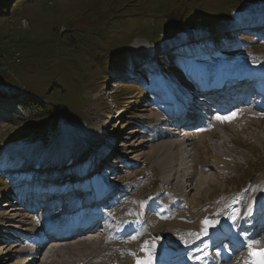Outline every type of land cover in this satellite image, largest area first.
<instances>
[{
	"label": "rangeland",
	"instance_id": "obj_1",
	"mask_svg": "<svg viewBox=\"0 0 264 264\" xmlns=\"http://www.w3.org/2000/svg\"><path fill=\"white\" fill-rule=\"evenodd\" d=\"M15 3L19 5L12 12ZM0 4V13H3V17H0V93L10 92L6 89H11L9 96L11 94L15 96L9 99L0 97V108L4 109V114L0 117V228H2L0 232L7 230L8 226L5 224L9 223L10 226L18 225L17 229L25 227L18 219L14 221L8 218L11 217L10 213L5 214L6 208L1 206L3 204L16 205L15 199L8 196V193L13 192V185L20 184L19 180L15 181L16 177L20 174L27 176L28 170L25 168L36 171L34 166L40 163L48 169L51 167L49 161L53 160L68 159V162L73 160L74 163L71 165L72 162H70L65 167L56 166L62 167L59 170L63 172L64 169V173L61 175L54 173L52 176L49 173V177L52 178L63 177L64 174L67 176L69 172H77L73 179L67 178V180L79 181V176L84 177L90 170H98L91 176L87 175L89 177L81 178L83 180L86 178L84 180L86 185L91 182L94 185H101L103 188L100 195L107 193L109 189L107 188L108 182H100L102 176L106 173L103 178L108 176L111 179L113 178L112 173H115L119 179L117 187L121 184L135 199L130 201L136 203L140 209L142 203L150 198L155 189H158L157 178L161 174L162 177L168 174V172L163 174L160 169H157L153 159L147 155L150 149L149 137L140 132L157 119L152 118L156 113L152 105L160 99H156L157 94L153 85L160 83L161 86L165 80H169L171 74L166 71L169 62L182 61V65L187 66V56H194L197 60L204 59L202 66L210 63L214 58L218 60V63L229 61L230 64H236L234 67L237 70H247L249 65L246 63L248 64L249 60L256 65L260 59H264V36H259L257 39V33L253 32L254 29L264 31V26H261L264 22V0H0ZM236 16L242 22L247 23L241 24L237 18H234ZM252 17L256 20H251ZM244 29L249 31L245 32ZM214 30L217 31L208 34ZM223 37L226 40L222 41ZM208 40L215 44L223 43L222 48L228 49L231 52L230 55L224 53L222 56L221 53H216L214 47L210 45L211 51L205 54L196 53L194 55L192 50L191 55L187 52V56L183 54L180 58L174 55L170 60L166 59L167 53H174L179 48L194 45H200L202 48ZM231 43L234 46H231ZM132 44H141V49H132L130 47ZM205 48L208 47L204 46L203 49ZM15 54L18 55V60L14 59ZM142 57L145 60L148 59L150 63L139 62ZM242 60H246L244 65ZM145 64L146 67H144ZM183 66L180 64L179 68L174 69V73L179 75ZM195 66L200 67V64L197 63ZM152 69L159 73L149 81L146 70L150 73ZM185 69L181 74L189 77L191 74L186 73ZM195 69H192V74L196 72ZM212 70V67H206L202 72ZM121 71L132 72L135 77L127 76L124 80V76H120L123 75ZM119 72L121 74H118ZM114 81L121 83H113ZM110 95L114 102L109 99ZM114 103L122 109L121 112L117 109L120 112L117 113V117L121 114V118L116 119V122L110 123L107 127L110 131L109 138L104 136L103 143L92 146V134L96 129V123L91 120L92 114L95 112L103 119L100 128L105 130L104 127L107 125L105 121L115 116V110L111 109ZM17 104L20 105L17 106ZM21 110L24 115L20 113ZM34 110L36 112L32 113ZM106 113L110 114L108 118L104 115ZM148 117L152 119L149 118V120ZM234 119L238 121L237 118ZM234 121L222 122V124L229 123V125L225 126V131H217L218 139L213 137L215 140H212L213 135L210 133L203 136V139L200 137L201 139L193 140L194 145L202 142L207 144L205 146H209L208 149L202 147L198 151L195 148L191 150L190 141L186 143L188 146H184L186 149L184 152L190 155L193 153L192 156L195 157L193 160L191 158L192 162L188 159L185 174L192 172L194 175V171H201L200 177L196 178L201 185L214 184V178H217V183L208 190L211 203L235 189L240 190L246 187L255 178L260 177L258 179L264 182V119L260 120L257 117L248 123L242 122L243 126H249V132L246 127L243 131H234L236 129L232 125ZM132 131L136 132L131 134ZM253 133L259 135L255 138L249 135ZM115 134L114 139L117 145H113L111 141V136ZM221 136L226 138L227 148L225 144L220 150L226 149L235 164H227L228 167L225 169L227 173L219 177L221 174L205 169L214 165L211 145L217 143L215 146H218L220 139L225 140ZM256 137L261 138L256 140ZM145 138H147L146 142ZM100 145L104 149L100 152L96 151ZM77 149L83 150L82 155L74 160ZM129 149L134 151V155H131V157L134 156V160L128 158L126 152ZM90 150L97 155L92 159L89 169L86 170L83 168V163L90 164L91 159L86 158ZM107 150L110 155L105 153ZM110 162L112 164H109ZM138 162H140L139 167L134 168ZM26 165L28 166L24 167ZM50 171L54 169L47 172ZM196 179H192L190 185L188 182L183 183V190L187 188L191 190V187L197 186ZM59 185V182L55 187L51 184L47 193L49 190L59 189ZM254 185V183L251 184L247 189L248 192L246 190L241 195V198L244 197L247 209L244 213H249L251 207L256 204V197H261L260 206L264 207V183L260 188L263 190L262 193L255 192ZM86 187L91 192L89 186ZM251 187L253 190L250 189ZM69 188L72 187L69 186ZM110 190L114 189L110 188ZM176 190L178 193L179 190ZM77 191L79 193L81 190L78 188ZM194 192L196 194L195 190H191L189 197H193ZM250 192H254V195ZM248 193V198L250 197L249 199L254 203H251L248 198L245 199ZM81 196L83 195L79 197ZM121 196L122 194H114L106 204H110L113 200L125 199ZM49 197L46 201L40 200L39 203H42L36 207L45 209L42 214V208L39 211L34 210L36 208L33 210L40 214L39 217H44L46 212L50 215L56 214L51 225L60 218L61 221L55 223L56 230H59V224L64 216V213H61V207L59 208L61 203L54 201L53 203H57L54 206H50V203L45 205L47 201H52L48 200ZM119 197L121 198L118 199ZM201 198L203 196L198 197L192 203L193 209L189 208L194 214L200 210V207L206 205V201ZM80 206L83 209L86 207L85 204ZM208 206L206 205V208ZM21 208V212L28 209L24 206ZM47 209L49 210L46 211ZM27 212L26 214L13 212L11 215L13 214V217L17 214L22 215L20 220L25 221L23 216L30 214ZM186 215L183 221L184 218L190 220L191 217L187 213ZM11 220L12 222H9ZM156 224H160L162 230L166 232L169 230L167 233L170 236H174L175 232L188 233L191 229L183 228L172 217H164ZM7 231L13 232L12 235H15V238L9 241L4 240L5 243L0 242V246L2 245L4 249L2 252H7L5 255H0V264H13L17 260V258L10 259L8 255L12 254L10 252L13 248L12 242L16 243L20 233L12 229ZM4 234L5 232L0 234V237ZM179 237L180 235L176 236V239H180ZM187 237L190 239L191 234ZM115 248L118 249L119 246ZM97 251L96 248L86 259H89L91 264H110V258H107L109 255L96 258ZM87 253L88 251L81 248V250L77 249L67 254L61 253V256L58 255L60 259L57 260L72 259L79 262L84 260ZM38 257L40 255L33 261L36 264H40L42 258L41 256L38 261ZM97 260L99 263L96 262ZM64 261L55 264H61ZM83 263L84 261L81 264Z\"/></svg>",
	"mask_w": 264,
	"mask_h": 264
},
{
	"label": "bare ground",
	"instance_id": "obj_2",
	"mask_svg": "<svg viewBox=\"0 0 264 264\" xmlns=\"http://www.w3.org/2000/svg\"><path fill=\"white\" fill-rule=\"evenodd\" d=\"M130 47L132 49L135 48V49L139 50V49H141V44H139V45L138 44H132ZM188 57H189L188 59H190L192 56H188ZM192 62H193V60H191V62H189V63H192ZM227 66L228 65H220V66L216 67V66H212L211 64H209V65L207 64V65H204V67L200 69L199 67H196V66L193 67L191 64H189V65L185 66L186 69L185 68L184 69H185L186 73L191 74V75L189 77H184L182 74H180V80L183 78H189L188 84H184V85L182 84L181 86H179V85L176 86L175 84L171 83L170 84L171 86L169 89H164V87L166 85L160 86V89H159V85H156L154 87L155 91L157 92L156 93L157 94L156 99H160V103L163 105V107L159 110V111H163V112H158L156 114V116H160V117L163 116L164 113H168L167 110H169L170 108H178L179 110H182L185 107L186 103H185L184 95L179 94L181 89H184V88L189 89V88L195 87L196 85L200 84L205 79H207V80L213 79L216 74L225 76V75H227V73L223 72V70H226L225 68H229V70L231 68H233L232 66H231V68L229 66L228 67ZM206 67H209V68L212 67L213 70L211 72H209V71L202 72L204 70V68H206ZM194 68H196L195 69L196 72L194 74H192ZM238 70H240V69H238ZM240 71H242V70H240ZM121 73L124 74L123 71H121ZM121 73L119 72L118 74H121ZM183 73H184V70H183ZM120 76H122V75H120ZM181 76H183V77H181ZM177 80H178V78H177ZM115 116H113L112 119H114ZM238 117H239V119H238L239 122H234L232 124L236 127V129H234V131H236V130L243 131V130H245L244 127H246V128H248L247 132H249V126L248 125L243 126L241 124V121H244L246 123V121H247L246 117L247 116H244L243 114H241V116H238ZM115 118H117V119L121 118V114L119 115V117H115ZM149 118L150 117H148V119ZM91 120H92V122L96 123V129H94L93 134H92V142H93L92 146H96L97 143L98 144L101 142L103 143L104 138H105L104 136L109 138V133H107V130H108L107 125H108L109 120L105 121V123L107 124L104 127L105 130L101 129L102 127L100 128V126L103 124V119L99 115H97L95 112L92 114ZM159 120H156V122L154 124H150L149 127L147 129H145L144 131L140 132V134L145 133L149 137V145H150L149 148L150 149H149V152L147 155L153 159L154 165H156L157 169H160L163 174H166L167 172H169V170L171 171L169 174H167L166 177H162L161 172L158 170L161 174V176H159L157 178L159 185H161L162 188L170 187V189H175V190L178 189L179 192H181L182 189L180 188L181 184H180L179 178L181 175L182 176L185 175V173L187 172V166H188L187 161H188V159H190L189 162H192L194 156H192L193 153H192V155H190L188 152H184L186 150L184 147L185 145H183L182 143H180V144L176 143V141L173 140L175 133L172 134L169 131L167 133H164L161 137L156 136V134L158 132L156 126H158ZM224 121H230L231 122V120H222L221 123ZM222 125H224V124H222ZM224 128H226V127L222 126L221 129H223V131H225ZM169 130H171V129H169ZM239 131H237V132H239ZM135 132L136 131H134L131 134H134ZM183 134L190 135L192 133L187 131ZM205 135H206V133H200L199 137H197V138L201 139L200 137H202V139H203V136H205ZM212 135L214 138H217V139L219 137L218 136L219 134H217L215 129L212 130ZM249 135H251L252 137L255 138V136L259 135V134L253 133V134H249ZM221 137H223L225 140L221 141V139H220V143L218 146H215L217 143H215L214 145H211V147L213 148V150H212L213 159H214V162H216V164L222 163L221 162V156L222 155H228V151L226 149L220 150L226 144V138L224 136H221ZM190 138L192 139V141ZM190 138L188 140H186L185 142L186 143L188 141L191 142V144H189L190 147L192 146L191 150H193L195 148L198 151V150H201L202 147H207V146H205L207 144L202 143V142H200L202 144L197 143L198 145H194L193 140L195 138H193V137H190ZM256 138H257L256 140H259V138H261V137H256ZM146 140H147V138H145V142H146ZM111 141H112V144L115 145V140H111ZM200 141H202V140H200ZM186 146H188V145H186ZM208 147H207V149H208ZM225 148H227V144H226ZM214 150L216 151V154H215ZM82 151L83 150H81V149H77V151H75L76 157L73 159L75 160L80 155H82ZM222 152H224V153H222ZM105 153L110 155L108 150ZM126 153L128 155V158L130 157V158H132V160H134V156L131 157V155H134V151L132 149L127 150ZM191 158H192V160H191ZM49 162L51 163L50 164L51 167L48 169H46L43 164L42 165H41V163L38 164L40 170L37 172L29 173L30 178L26 175H23V174H20L16 177L15 181L19 180L20 184H17L16 186L13 185L12 188H14L13 190H15V191L17 190V192H19L18 194H16V196L19 197L18 198L19 205H20L19 207H12L9 204L1 205L2 208L3 207L6 208L5 214L9 215V213H10L9 216H11V217H8V218H12V220L14 219V221L19 220L20 223H22L23 225H25V227H27V228L22 227V228L17 229L18 227H16V226H18V225L10 226L11 224L9 222H12V220L8 222L9 224H5L8 226V227H6V228H8L7 230H9V229L17 230L20 233L19 234L16 231L19 234L18 240L16 238V240H17V241L15 240L16 243L12 242L13 248H12V250H10V252L12 254L8 255L10 259L11 258H17V260L13 264H36V263H33L32 261H34V259L37 258L38 255H40V257L42 256L40 264H47V262L49 264L60 263L61 261H64L63 259L57 260L61 256L60 255L61 253L67 254L68 252H72V251H75L77 249L81 250V248L84 251H88V253L83 258L84 260L76 262V260H72V259L69 260L68 259L67 261H64L61 264H79V263L81 264L82 261H84L83 264H91L90 260L89 259L87 260L86 258L88 256H90L96 248L98 250L96 258H98V257L102 258L105 255H109L107 258H110V264H153L154 262L160 260L161 257L167 258L168 256H171L172 253L174 251H176V249L181 250L185 244L190 246L191 244L198 242L201 238L206 237L207 234H205L204 231L207 228V232H208V229L210 226V225L205 224V221L208 218H210V216L209 217L207 216L208 218H205L206 215L214 214V216L211 218L212 222L217 221V220H219V222H221V219L228 218V213L233 212L234 210L230 209V205H228V203L227 204L225 203L227 200H229V202L239 200V202L243 203V204H241L240 210H237L238 215L240 217H243L244 215H249V213H244L245 210L247 211V209L245 207L244 197L241 198V195L245 192L244 191L242 194H237V197L235 199H231V198H227V200H225V198L216 199L209 206L210 207L209 209H204V208L200 207V210L195 214L189 210V212H186V213L191 217L190 220L189 219L187 220V218H184V221H183V217H186L187 215L185 212H184V214L186 216L183 213H180L179 214L180 216H178L177 219H174L175 222L178 223L183 228L188 227L191 229L190 230L188 229L189 230L188 233L182 232L184 235L182 233L175 232L174 236H170L168 234L169 230L167 231L168 232L167 233L166 231L162 230L163 228L161 227L160 224H156L157 221L160 222V220L163 219L162 218L163 209L167 208L170 204L173 203V201H175V198L171 199V197H170V200H168L166 203L163 204V201L161 199L164 197H169L166 193L167 189H165V193H164L167 196L161 194L162 189H158L155 191V192H157L156 195L155 196L151 195V198L149 200L144 201L141 205L142 207L140 209H138L137 204L130 201V200H135V199H133V197L130 196L129 192L127 190H125L121 184L119 185V187H117L119 184V179H117V176H115V173H112L113 178H111V179L108 176H106L105 178H103L104 176L102 177L103 180L101 179L100 182L101 183H102V181L108 182L107 188H109V189H108L107 193L106 192L103 193L105 195V199L100 200L97 198H99V195H100L103 187L100 186V191L96 195L95 194L93 195V190H94L93 184L90 183L89 185H86L84 182V180L86 178L84 180L82 179V178L86 177L87 175H90L92 172H95L94 170L93 171L90 170V172L87 175L85 174L84 177L79 176L80 179L77 176L79 181L78 180H74V181L73 180H67V178L73 179V176L74 175L76 176L77 172H74V173L69 172V174H67V176H65V174H64L63 175L64 178L62 176L61 177L57 176L56 178H52V177H49V173H51L50 176L54 175V173H56L58 175H61L62 173H64V169H63V172L61 170H59V169H62V167H56V166L65 167L67 164H70V162H72L71 165H73L74 161L70 160L68 162V159H67L65 161L53 160V161H49ZM49 162H47L48 166H49ZM58 162H59V164H58ZM55 163H57L58 165ZM138 164H140V162H138L134 168H138L139 167ZM174 164H176V165H174ZM27 166L28 165H26L24 167H27ZM52 168L54 169V171H50V172L43 174V171H46V170H49ZM25 169L29 170L27 168H25ZM72 169L75 171V168L72 167ZM173 171H174V173H172ZM200 173L201 172L194 171V175L192 172L189 173L188 175H190L191 180H192L194 178L198 179V177H200ZM105 175H106V173H105ZM221 176H222V174L219 177H221ZM46 177L48 178V180ZM87 177H89V176H87ZM258 178H260V177H258ZM258 178H255L251 184H253V183L255 184L254 185L255 189H256L255 192L259 191L260 193H262L263 190H260V188H262L261 185L264 182H262V179L259 180ZM51 179L54 180V182H52L54 187L58 182L60 183V185L63 184V186H62V188L59 186V189L49 190L47 193V189H49V188H44L43 186L41 187V185H39L38 181L41 180V181H45V182H51L52 181ZM197 179H196V182L198 181V185L191 188V190L196 191L197 197H195L196 194L194 192L193 197H191L190 203L186 197H185V199H183V201L185 203H188V208L191 207L190 209L194 208L192 206V203H194L198 199V197H201V196H203V198H201V199L205 200L207 202L206 204H209L208 190L213 185H215L217 183V178H214V180H215L214 184L210 183V184L201 185L199 183V180H197ZM256 179H258L259 181ZM160 180H162L161 183H160ZM255 180H256V183H255ZM69 181H70V183H69ZM23 182H25L27 184H24ZM106 182H104V183H106ZM185 182H187V180H185ZM104 185L106 186V184H104ZM177 185H178V188H176ZM69 186L72 188L70 189ZM86 186H89V188L91 189V192H90V190H87ZM115 187H117V188L115 189ZM120 187H122L124 190L120 191L119 190ZM78 188H79V190H81V191H79V193L77 191ZM110 188H113L114 190H110ZM250 189L253 190L252 187ZM25 191H29V192L27 193ZM50 191H51V193H49ZM121 192H124L122 197L125 199L119 198L120 200H118V201L113 200L110 204H106L107 199H110L111 197H113L114 194L121 193ZM246 192H248V190ZM83 193L84 194L88 193L89 195L88 194L84 195ZM250 193H253V195H254V192H250ZM71 194H72V196H71ZM91 194H92V196H90ZM9 195L11 197L12 194L8 193V196ZM42 195H44L46 197V200H47L48 196H50L48 200H51L52 197L55 195V198L52 199V202L56 201L57 203H61L62 212L61 211L60 212L64 213V216H63L62 222L59 224V226H60L59 230H62V229L66 230V229L70 228V230L73 231L72 236L67 235V236H69V237H67L63 233H58L59 230H56L55 223L59 222V220H60L59 217H58L59 219L54 222V224H53L54 226L51 225V223H52L51 221H52V219L53 220L55 219L56 214L50 215V214H47V212H46L44 217L43 216L39 217V215H40L39 213L37 214L36 211H34V212L30 211L42 203V202L39 203V201L43 199ZM80 195H83L84 197L83 196L79 197ZM248 195H249V193L246 194L247 197L245 196V199L248 198ZM157 196H160L161 199L156 198ZM90 197H93V198H90ZM225 197H227V195ZM155 198H156V200H154ZM21 199H23V200H21ZM260 199H261V197L255 198L256 204L260 205ZM74 200H75V203H74ZM249 200L251 201V199H249ZM99 201H100V203H96ZM49 202H51V201H47L45 205H47ZM153 202H156V204L155 205L152 204ZM64 203H65V205H62ZM251 203H254V202L251 201ZM83 204L86 205L85 209H83V207L80 206ZM102 204L106 205L105 209L107 211H105V212L108 216V224H111L113 229L116 230V233L115 234L106 233V234H103L102 236H100L99 239H94V240L85 239L86 236L87 237L92 236V235L88 234V235H84V239H81L80 238L81 229L78 226V224H80L79 222L83 218H85L88 220L89 223H93V221L95 220V218L97 216V215H95V212H96L95 210H92L90 213H87L86 209L88 207H94V205L100 206ZM254 205H253V207H254ZM21 206L28 208L26 211L30 212L29 215L27 214V215L23 216L25 221H23V219L20 220V217L22 215H19V214H23L26 212L25 210H24V212H21V209H22ZM155 207H160L157 210V212H155V209H154ZM253 207H251L252 209L250 211L253 210ZM150 209H151V213H148L147 211H149ZM34 210H36V209H34ZM39 210H41V208L38 209L37 211H39ZM44 210L45 209H43L41 211V214L44 212ZM48 210L49 209H47L46 211H48ZM183 210H184V206H183ZM13 212H17L19 214L15 215L13 217V214L11 215V213H13ZM173 213H175V212H173ZM173 213L170 214L169 211H166L165 216H167V217L171 216V215H173ZM71 216L75 217L74 221H69L68 218ZM231 216H233V215H231ZM156 217L158 219H156ZM142 221L145 222V226H140V222H142ZM62 225H63V227L61 228ZM1 226H4V225H1ZM218 226H220V224ZM197 227H199V228L197 229ZM92 228L98 229V228H100V226L99 227L93 226ZM123 228H126V229H123ZM0 229H2V228H0ZM7 230L0 232V234H3V232H5V234L0 237V240H1L0 242H3L4 240L9 241L10 239L15 238V235H12L13 232H8ZM63 230H62V232H63ZM123 230H129V231L132 230V233H129L128 235L125 236V231H123ZM7 232H8V234H7ZM203 232H204V234H202ZM190 234H191V237L189 239L187 236ZM178 235H180V237H179L180 239L177 240L176 236H178ZM50 237L53 238V242L49 241ZM163 237H165V238L162 239ZM3 243H5V242H3ZM171 243L177 245V248L175 250H172V248H170ZM117 245L119 246L118 249L115 248V246H117ZM1 246H0V252H1L0 255H5L7 252H2V251H4V249ZM143 246H145V247H143ZM251 248L252 249L249 251V253L254 255L255 254V250H254L255 247L251 246ZM257 250L264 253V249L262 247H260ZM245 252H247V251H243L241 254H238V255H235L234 253L231 254V256L229 257V261L226 264H242L243 262H245L247 260V255H243ZM58 255H60V256H58ZM56 256H58V257H56ZM40 257H38V261H39ZM53 258H55V261H53ZM100 261H103V260H100ZM19 262H21V263H19ZM96 262H98V260ZM165 264H173V263L172 262H165Z\"/></svg>",
	"mask_w": 264,
	"mask_h": 264
},
{
	"label": "trees",
	"instance_id": "obj_3",
	"mask_svg": "<svg viewBox=\"0 0 264 264\" xmlns=\"http://www.w3.org/2000/svg\"><path fill=\"white\" fill-rule=\"evenodd\" d=\"M22 4H24V3H22ZM18 5L19 4H17V3H15V7L11 10L12 12H13V10L16 8V7H18ZM0 6H1V4H0ZM3 9V8H2ZM0 17H3V13H0ZM1 19V18H0ZM175 31V30H174ZM11 88H13V87H11ZM10 91V92H4V94H1L0 93V97H8V98H14L15 96L13 95V94H11V96H9L10 94H8V93H11L12 92V90L11 89H6V91ZM20 104H17V106H19ZM33 112H36V110H34V111H32V113ZM20 113L22 114V115H24V113H23V111L21 110L20 111Z\"/></svg>",
	"mask_w": 264,
	"mask_h": 264
},
{
	"label": "snow or ice",
	"instance_id": "obj_4",
	"mask_svg": "<svg viewBox=\"0 0 264 264\" xmlns=\"http://www.w3.org/2000/svg\"><path fill=\"white\" fill-rule=\"evenodd\" d=\"M233 115H235V114H233ZM212 223H213L212 221H208V220L205 221L206 225H212ZM216 223H218V222H216ZM205 234H207V228L205 229ZM256 243H258V241Z\"/></svg>",
	"mask_w": 264,
	"mask_h": 264
}]
</instances>
